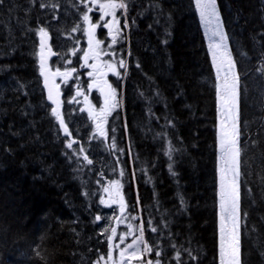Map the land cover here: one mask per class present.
Returning a JSON list of instances; mask_svg holds the SVG:
<instances>
[{
    "label": "trees",
    "instance_id": "1",
    "mask_svg": "<svg viewBox=\"0 0 264 264\" xmlns=\"http://www.w3.org/2000/svg\"><path fill=\"white\" fill-rule=\"evenodd\" d=\"M127 2L128 12L118 15L122 27L126 15L129 27L114 47L116 58L108 59L128 65L122 78L114 77L121 107L107 119V140L92 142L87 133L88 143L72 149L44 97L36 33L25 30L47 25L50 16H37L36 6L26 13L24 0L0 7V51L8 53L0 55V264H89L101 236L92 214L98 184L115 178L144 240L162 251V264H176L171 244L198 256L192 261L181 252L183 264L220 263L215 76L194 0ZM218 7L240 77L241 171L247 173L240 177L241 261L264 264V78L255 71L264 26L259 0H218ZM63 115L71 125L65 107ZM113 136L116 149L109 148ZM80 148L94 157L91 165ZM148 259L157 257L153 252Z\"/></svg>",
    "mask_w": 264,
    "mask_h": 264
},
{
    "label": "snow or ice",
    "instance_id": "2",
    "mask_svg": "<svg viewBox=\"0 0 264 264\" xmlns=\"http://www.w3.org/2000/svg\"><path fill=\"white\" fill-rule=\"evenodd\" d=\"M6 0H0V7L5 4ZM29 7L26 9V13L30 12L33 7L39 6V8L44 9L52 13V19L57 20L59 17L56 15V12L60 9L61 5L59 3H53L52 0H27ZM79 4L83 5L82 12V21L86 28L83 29L84 34L87 36L88 49L83 52V67H91L93 71L87 73L89 77H93L94 73L98 74L99 79H94L93 84L89 85V88L94 86L100 87L101 95L104 97V107L100 110L99 113H94L91 108L88 111V115L95 122V133L93 138L99 137L103 140H107V132L105 125L107 124V117L118 107L117 101V89L113 88L111 84L104 79V76L107 74L101 70V68L96 64H89V59H99L100 56V46L102 41L96 38V29L103 27L108 30V35L111 37V46H114L119 43L121 33L123 29L120 27V19L117 16V11H121L122 14H126L129 10V4L127 0H107V2H99V0H78ZM196 8L199 11L200 18L204 23L205 27L210 30V39L211 43V52L213 63L216 66L217 79L221 82L217 85V93L220 100L221 112L224 119L220 123V133H219V147L221 152V162L222 167L220 169V264H242L241 261V214H240V201H241V187H240V177L241 175H247V173H242L241 171V118H240V92H239V73L237 72V62L233 59L231 53L229 52L228 36L224 31V25L221 18V14L218 7V0H195ZM155 10L160 9L159 4L153 5ZM98 9L101 13L99 19L96 23H92V16L90 13ZM259 9L262 26H264V0H259ZM163 12H158V17L163 16ZM106 17H111V19H105ZM167 22V21H166ZM20 23H24L21 21ZM135 23V21H133ZM155 24L160 23V19L157 18L154 21ZM129 27L127 22V17L125 15V23L123 28L126 29ZM149 28H152L153 25L149 24ZM27 32H35L40 38L39 44V73L43 77L44 88L47 89V100L51 102L55 107L51 108V115L55 117L58 121L60 128L63 130V133L66 137L71 136L68 125L65 122V119L61 113L62 101L60 100L61 92L60 86L55 82V77H60L65 84L68 83L70 79L73 78V74L77 71L76 68L66 69L61 71L60 68H56L55 71H52L48 60L52 53L51 47L47 44L48 39H50L49 32L46 26H38L37 28H26ZM80 25L77 24L72 28L73 32L79 31ZM171 33L165 28V36L170 35ZM11 31L8 33V42L9 45L12 44ZM259 39L256 40V43L261 44V50L258 56L259 66L255 69L257 73L261 74V77L264 78V31L260 32ZM255 39V37H254ZM167 39H163L161 43L167 44ZM15 51V48L12 49ZM47 53V55H46ZM8 53L0 51V55H7ZM109 54V53H105ZM72 55H76V50L72 51ZM110 55H115V52L110 53ZM68 64H71L72 61L68 60ZM106 67L113 75L117 78L121 77V73L118 71L117 65L113 63H107ZM118 67L121 69H127L128 65L126 61L121 58L118 62ZM137 68L140 65L137 63ZM221 73L223 76L221 78ZM126 74V73H125ZM103 81V85L99 83ZM24 85L20 84L19 89H23ZM107 89V91H105ZM84 95L83 92L77 91L76 96ZM75 98H73L74 100ZM87 100V97H85ZM73 100H69L68 103H72ZM84 111V109H81ZM168 123L171 125L172 121L169 120ZM113 131H115L113 129ZM264 131V129H262ZM18 135V133H13ZM112 142L109 145L110 149H116L117 144L115 137L111 138ZM77 143L75 140H68L66 142V147L72 149L73 145ZM247 143V141H246ZM257 140H251V144L255 145ZM5 152H10L8 148L4 149ZM122 152L123 150L120 149ZM171 151L169 150L167 155L171 160ZM79 153H85L83 148L79 149ZM65 155H69L65 153ZM77 155V153H73ZM82 159L87 162L88 165L93 163L92 159H89L87 154H83ZM264 163V162H262ZM169 172L172 176H176L177 173L173 169V165L169 164ZM123 175V172L120 173ZM264 183V178L261 180ZM121 184L119 181H113L111 188L106 187L104 191L109 193V200L111 203L106 202L103 198L100 199V204H104L106 207H111L112 204L119 205L120 216L117 217L118 220L124 218V213L126 212L127 205L124 201L123 196L120 194ZM248 192L251 193V189H248ZM87 195V193H83ZM181 210H186V201L183 199V196H179ZM244 218L247 217L245 212ZM95 222L101 221L103 218L100 215L95 216ZM135 219V218H133ZM129 233L120 236V243L123 244L127 235L131 234L132 225H128ZM152 232H158V228L152 227ZM109 232V229H104L101 235H104ZM117 229L115 227L110 229V235L107 236L108 248L107 258L109 261L112 260V250L113 244L112 241L116 237ZM228 239V252L227 258H225V246L224 241ZM141 245L143 247H141ZM119 247V245H116ZM171 247L176 250L174 260L176 264H183L181 260V252L186 253L192 261L198 259L197 255H194L189 249L181 248L177 249L176 244H171ZM99 251V250H97ZM155 253L157 259L144 261L143 254H152ZM264 255V252L261 253ZM127 256V260H125ZM162 256V251L159 250V246H151L144 240V230L141 225L139 229V235L133 239L131 244H128L126 248L120 251L121 260L119 264H129V261L132 259H137L141 261V264H162L159 257ZM104 257L101 256L100 260H103ZM99 264V261L96 262Z\"/></svg>",
    "mask_w": 264,
    "mask_h": 264
},
{
    "label": "rangeland",
    "instance_id": "3",
    "mask_svg": "<svg viewBox=\"0 0 264 264\" xmlns=\"http://www.w3.org/2000/svg\"><path fill=\"white\" fill-rule=\"evenodd\" d=\"M25 2L27 0H24ZM53 3H59L61 5L60 9L56 12V15L59 17V19L57 20H53L52 17V13L48 12L44 9L39 8V6L37 5V9H38V15L39 17H41V13H45L46 15H49V19H48V24L47 25H43L46 26L49 32V36H50V40H51V44L53 46V49L57 52V57L56 59L53 61V63L51 64V68L53 71H55L56 68H60L61 71H65L66 69H71L72 68V64H78L77 60L82 61V57H83V52L85 51L84 48L81 49V52L79 53V44L81 42V38L80 33L81 31H83L84 28H86V25L83 23L82 21V13H79V3L78 0H52ZM99 2H107V0H99ZM194 4H195V0H194ZM22 5H25L24 3H21L20 5V9L21 12L22 10H24V8L26 7H22ZM195 9L198 15V19L201 25V29L203 31L204 34V38L205 41L207 43V48H208V52L210 55V59H211V63H212V67H213V71H214V76H215V89H216V114H217V124H216V139H217V173H218V212H219V216H218V243H219V262H220V183H221V179H220V169L222 167V162H221V152H220V147H219V133H220V123L221 121L224 119L222 112H221V105H220V100L218 97V93H217V85L221 82L220 80L217 79V74H216V66L213 63V59H212V52H211V43H212V39H210V30L207 29L204 25V23L202 22L201 18H200V14L198 9L196 8V4H195ZM98 9H94V11H97ZM119 10L117 11V16L118 15ZM79 18L81 19V22L79 21ZM120 19V17H119ZM122 23L120 21V27L123 29L122 27ZM125 23V22H124ZM77 24L80 25V30L73 32L72 28L75 27ZM42 26V25H40ZM124 26V24H123ZM13 32H14V27L12 28ZM225 31V30H224ZM124 34V29L123 32L121 33V37L120 40L122 39V36ZM38 35L36 34V38H37V48H38ZM86 38L87 36L84 34L83 31V47L86 46ZM226 43L228 44V42L226 41ZM26 45V43L24 44ZM111 41L108 42V44L106 45V47L101 44V46L104 48L100 49V56H99V60L103 61V63L108 62L109 57H114V59L116 58V55H110V53H113L114 50V46H111ZM117 45V44H116ZM229 48V45H228ZM76 50V55L73 56L72 55V51ZM230 52V49H229ZM105 53H109V54H105ZM231 53V52H230ZM37 56V60H38V51L36 53ZM71 60L72 63L68 64L67 61ZM115 61V60H114ZM115 64V62H114ZM117 68H119L117 66ZM121 69V68H120ZM79 70V68L77 69V71ZM122 70L124 72L125 69H121L118 70L121 73V77L122 78ZM76 73V72H75ZM75 73L73 74L72 79L76 78ZM223 76V73H221V78ZM117 78V76H115ZM57 84H59L60 87H64L63 85H65V83L63 82V80L60 77H57ZM67 89V88H65ZM117 89V88H115ZM67 95L69 94V97L71 98V100H73V98H75L73 100L72 103H68V101L70 99H68L66 102V110L67 113L71 115V117H69V119L72 120V124L69 125L66 121V124L69 126V131L71 132V136L67 137L68 140H78L80 142V144L83 146L84 145V141L86 142V144L88 143V141H92L95 142L96 140H100L99 137L93 138V134L95 133L96 129H95V122L94 120L89 116V118H86L85 113H88V111L84 108V111H81V109H83L82 104L79 101V97L76 96V94L73 93H66ZM117 101H118V107L113 111L115 112L117 109H119L121 107V99L119 98V92L117 89ZM100 106V107H99ZM99 106H97L95 113H98L103 107H104V102L103 104H99ZM112 112V113H113ZM111 113V114H112ZM87 119V120H86ZM74 121V123H73ZM75 130L76 135L73 134V130ZM87 133L88 136H91L90 139L88 140L87 138ZM63 136V135H62ZM75 145V144H74ZM73 145V147H74ZM91 149L93 148L92 146L90 147ZM95 149L93 148L92 151H94ZM80 156V155H79ZM93 156V155H91ZM82 157V156H81ZM94 160V157L92 158ZM104 162V166L109 168L111 163L107 162V161H103ZM113 181H119V179L115 178V179H110L109 182H103V183H99L98 186L100 188H98V193H99V204L96 207L95 211L92 212V214L96 215H100L103 219L99 222H95V231L96 234L95 236L97 237L98 235H101V233L104 231V229H109V232L101 235L97 238V246L93 247V251L92 254H94V257L90 260V259H86L87 262H89V264H96L97 261H99V264H119L121 257H120V251L124 248L127 247L128 244H131L133 239H135L138 235H139V229L141 227L140 222H139V217L138 215L134 214V213H130L127 211L126 208V212L124 213V218L121 220H118L117 217L120 216V212H119V205L118 204H112L111 207H106L104 204H100V199L103 198L106 202L111 203V201L109 200V193H106L104 191V189L106 187L111 188L112 182ZM120 194L123 196L122 194V188H120ZM124 198V196H123ZM125 201V199H124ZM96 213V214H95ZM135 218V219H133ZM131 224L132 225V229H131V234L127 235V238L125 239L124 243L121 244L120 243V236L121 235H125L129 233V229H128V225ZM115 227L117 229L116 232V237L115 239L112 241L113 244V250H112V260L109 261L107 258V253L109 251L108 248V241H107V236L110 235V229ZM101 238V239H99ZM100 241V242H99ZM116 245H119V247H116ZM228 245H229V241L226 238L224 241V246H225V258H227V252H228ZM141 247H143L141 245ZM99 250V251H97ZM104 251V252H103ZM148 255L149 254H143V258L144 261L146 262L148 259ZM103 256L104 259L100 260V257ZM127 256H125V260H127ZM84 260V259H83ZM129 264H141V261L137 260V259H132L129 261ZM220 264V263H219Z\"/></svg>",
    "mask_w": 264,
    "mask_h": 264
},
{
    "label": "flooded vegetation",
    "instance_id": "4",
    "mask_svg": "<svg viewBox=\"0 0 264 264\" xmlns=\"http://www.w3.org/2000/svg\"><path fill=\"white\" fill-rule=\"evenodd\" d=\"M79 10H80L79 13L83 12L84 8H83L82 4H79ZM90 15L92 16V23H96L99 19V16L101 15V13L97 10V11H93L92 13H90ZM105 19H111V17H106ZM79 21L81 22L80 18H79ZM86 27H87V25H86ZM79 37L82 39L80 44H79V53H80L82 48H84V50L88 49V42H87V38H86V46L83 47V31H81ZM96 38L101 40L102 44L105 47L108 44V42L111 41V37L108 35V30L103 28V27H99L96 29ZM100 49H102L101 46H100ZM103 50H104V48H103ZM100 60L99 59H96V60L89 59L88 63L98 65L103 72L107 73L104 76V79L107 80V82L109 84H111L113 86V88H115V82H114V76L115 75H113L112 72H110L108 70V68L106 67V64L110 63V62L108 61L106 63H103V61H100ZM77 62L79 63V65L77 63L75 65H77L76 70L79 68V70H78L79 74L76 75L75 79H70L68 81V83L66 84V86L68 88L65 89V91H66V93H70V90L73 88V89H75L74 94H76V92L78 90L83 92L84 95L78 96L79 97L78 102H80L82 104L83 109L85 108L87 111H89V109L91 108V110H93V112L95 113V111L97 109L96 107L99 106V104L100 105L103 104L104 97L101 95L100 87L94 86L92 88H89V85L93 84L94 79L98 80L99 76H98V74L94 73L93 77H89L87 75V73L90 71H93V69L91 67H83L82 66L84 63L83 60L80 62H79V60H77ZM72 83H74V84L72 85ZM99 83L101 85H103V81H99ZM105 91H107V89H105ZM85 97H87V100L85 99ZM66 104H67V102L63 101V108L66 106ZM84 114H85L86 118H89L88 113L84 112ZM108 118H109V116L107 117V119ZM68 128H69V126H68ZM74 135H76V132H74ZM75 141L79 142L77 139Z\"/></svg>",
    "mask_w": 264,
    "mask_h": 264
},
{
    "label": "water",
    "instance_id": "5",
    "mask_svg": "<svg viewBox=\"0 0 264 264\" xmlns=\"http://www.w3.org/2000/svg\"><path fill=\"white\" fill-rule=\"evenodd\" d=\"M39 44H40V38L38 37V54H39ZM47 44L51 47L52 53H54V55H51L49 60H48V64L50 66V62L56 57L57 54H56L55 50L53 49V46L51 44V40L50 39H48ZM46 55H47V53H46ZM38 63H39V56H38ZM39 76H40V73H39ZM40 78H41V87L43 89V93H44V97H45L46 103L51 108L55 107V105H52L51 102L47 100V89L44 88L43 77L40 76ZM54 79H55V82H56L57 81V77H55ZM60 92H61L60 100L63 102V93H62L61 87H60ZM61 113H62V108H61ZM59 128H60V126H59ZM60 131H61L62 135L65 136L64 133H63V130L61 128H60Z\"/></svg>",
    "mask_w": 264,
    "mask_h": 264
}]
</instances>
